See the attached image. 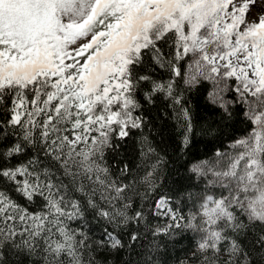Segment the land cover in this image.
I'll use <instances>...</instances> for the list:
<instances>
[{"label": "snow or ice", "instance_id": "1", "mask_svg": "<svg viewBox=\"0 0 264 264\" xmlns=\"http://www.w3.org/2000/svg\"><path fill=\"white\" fill-rule=\"evenodd\" d=\"M201 88L243 131L177 202L159 157L116 158L130 140L153 156L158 101L186 148ZM177 230L198 237L181 264H264V0H0V264H163Z\"/></svg>", "mask_w": 264, "mask_h": 264}, {"label": "trees", "instance_id": "2", "mask_svg": "<svg viewBox=\"0 0 264 264\" xmlns=\"http://www.w3.org/2000/svg\"><path fill=\"white\" fill-rule=\"evenodd\" d=\"M186 106L190 110L192 122L190 142L186 148L181 144L183 130L178 126L173 113L171 110L166 111L164 104L158 101L146 112L150 124L145 132L155 149L153 156L142 161L137 145L134 140H130L122 150V156L116 158H123L143 169L157 163L159 157L162 161L157 167L160 191L172 196L177 202L186 199L188 193H195L199 188H203L200 178L191 172L193 165L208 159L216 149L226 146L233 136L243 131L238 116L226 120L218 109L208 105L203 88L186 93ZM190 204L191 202L189 206ZM155 223L157 221L154 220L153 224ZM87 228H91L90 235L93 239L101 235L102 224L91 218L86 230ZM151 239L148 237L143 243L147 244ZM196 241V234L187 230H177L172 235L158 237L156 242L160 244L161 253L158 260L163 264H181L182 261H188L195 250ZM139 250L138 245L137 251ZM129 258L127 254H122L121 257L110 256L106 264H121L122 259ZM100 259L101 264H105L103 257ZM131 259H137L134 253ZM10 264H27V261L24 258L12 257Z\"/></svg>", "mask_w": 264, "mask_h": 264}, {"label": "rangeland", "instance_id": "3", "mask_svg": "<svg viewBox=\"0 0 264 264\" xmlns=\"http://www.w3.org/2000/svg\"><path fill=\"white\" fill-rule=\"evenodd\" d=\"M197 163H198V162H197ZM197 163H195V164H197ZM195 164H194V165H195ZM194 165H193V166H194ZM196 238H197V240H198V237H197V236H196Z\"/></svg>", "mask_w": 264, "mask_h": 264}]
</instances>
